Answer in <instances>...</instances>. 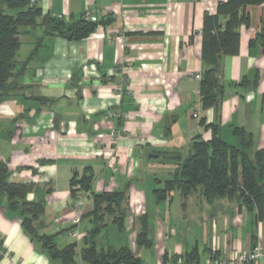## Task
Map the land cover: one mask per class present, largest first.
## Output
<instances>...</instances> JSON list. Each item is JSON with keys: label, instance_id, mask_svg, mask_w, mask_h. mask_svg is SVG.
Wrapping results in <instances>:
<instances>
[{"label": "crops", "instance_id": "1", "mask_svg": "<svg viewBox=\"0 0 264 264\" xmlns=\"http://www.w3.org/2000/svg\"><path fill=\"white\" fill-rule=\"evenodd\" d=\"M226 1L38 0L45 16L77 21L91 12L102 23L82 40L47 37L41 26L21 36L15 77L21 89L0 103V161L11 182L31 187L27 201L44 205L35 223L39 234L52 236L59 248L76 245L79 264H87L80 252L94 227L93 196L103 193L125 194V220L119 228L106 218L93 241L98 249L128 247L141 264L189 255L204 263L264 246V221L238 200L210 201L199 192L184 199L175 191L158 201L154 194L196 138L212 139L202 118L219 125L230 145L242 128L255 149L264 147V51L260 42L251 45L264 34V5L247 7L238 54L219 59L225 93L218 110L203 108L195 80L207 69L205 18ZM125 87L129 93L121 94ZM112 129L119 130L116 140ZM87 169L93 182L79 212L71 181ZM144 222L150 247L137 243ZM0 250V264H59L4 198Z\"/></svg>", "mask_w": 264, "mask_h": 264}, {"label": "trees", "instance_id": "2", "mask_svg": "<svg viewBox=\"0 0 264 264\" xmlns=\"http://www.w3.org/2000/svg\"><path fill=\"white\" fill-rule=\"evenodd\" d=\"M264 5V0H227L218 6L217 14L205 18L204 55L207 69L200 82L203 108L218 110L224 96L220 84L219 59L224 55H237L240 46L239 28L249 24L246 9L248 6ZM227 20L220 23V18ZM41 19L39 23L38 20ZM102 22L89 21L84 15L77 21L43 15L42 9L30 0H0V103L13 92L21 89L15 80L17 76L18 54L21 48V36L27 29L43 27L47 37H65L69 40H82L89 37ZM264 25V14H263ZM260 42L264 51V34H259L251 45ZM40 45V44H39ZM39 46H37L36 50ZM127 94V93H126ZM44 101V99H42ZM213 137L210 141L196 138L191 154L178 165L174 176L164 183L154 194L158 201L171 199L179 191L184 199L199 192L207 200L228 198L240 201L248 209H256L257 221H264V147L255 149L252 136L242 128L235 129L237 144H228L220 137V127L216 123L207 125ZM10 172L6 163L0 161V198L6 199L8 207L20 213L26 231L47 250L51 258L59 264H79L76 260V245L59 248L52 236L39 234L36 222L44 214V205L27 201L31 187L24 183H13L9 180ZM93 175L87 169L81 178L74 177L71 186H80L82 191L89 192ZM75 194V190L73 191ZM124 193H103L93 196L94 227L85 239L80 258L87 264H141L140 258L128 247H109L98 249L93 241L107 227V219L119 228L125 220ZM137 243L150 247L147 223L137 236ZM186 261H195L191 255Z\"/></svg>", "mask_w": 264, "mask_h": 264}, {"label": "built area", "instance_id": "3", "mask_svg": "<svg viewBox=\"0 0 264 264\" xmlns=\"http://www.w3.org/2000/svg\"><path fill=\"white\" fill-rule=\"evenodd\" d=\"M37 0H30V4L34 5L36 4ZM58 18H62V17H58ZM84 18L86 20L89 21H93L96 22L97 21V17H95L93 15V13L91 12H86L84 14ZM202 79L201 75H196L195 76V80L200 81ZM126 90H123L121 88V94H128L129 91L127 90V88L125 87ZM127 117V115L125 113L120 114V118L121 119H125ZM119 130L116 129H112L110 131V136L116 140L119 136ZM75 190V195H76V208L77 210L80 212H82V210H80V206H82V204L84 203V200L89 196L88 192H84L82 191V189L80 188V186H76L74 187ZM74 224L76 226L79 225V223L81 222V217H76L73 220ZM70 235L72 236L73 233L71 232ZM2 255V252L0 250V256ZM261 259H264V246L261 245H257L253 250L249 251V252H243L240 254H236L232 257H227V256H215L210 258L209 260L205 261L204 263H200L199 261H186L184 260V258H176L170 261H167L165 264H257Z\"/></svg>", "mask_w": 264, "mask_h": 264}]
</instances>
